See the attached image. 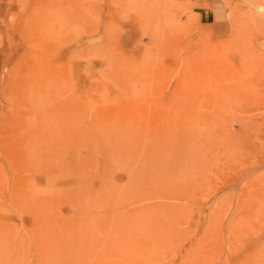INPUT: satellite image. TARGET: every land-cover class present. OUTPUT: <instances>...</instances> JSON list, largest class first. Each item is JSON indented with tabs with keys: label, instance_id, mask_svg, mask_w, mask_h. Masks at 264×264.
Instances as JSON below:
<instances>
[{
	"label": "rangeland",
	"instance_id": "rangeland-1",
	"mask_svg": "<svg viewBox=\"0 0 264 264\" xmlns=\"http://www.w3.org/2000/svg\"><path fill=\"white\" fill-rule=\"evenodd\" d=\"M0 264H264V0H0Z\"/></svg>",
	"mask_w": 264,
	"mask_h": 264
},
{
	"label": "crops",
	"instance_id": "crops-1",
	"mask_svg": "<svg viewBox=\"0 0 264 264\" xmlns=\"http://www.w3.org/2000/svg\"><path fill=\"white\" fill-rule=\"evenodd\" d=\"M210 17H212V19H214V17H216V12L214 9L210 10Z\"/></svg>",
	"mask_w": 264,
	"mask_h": 264
}]
</instances>
